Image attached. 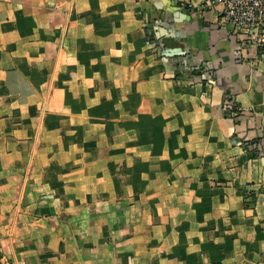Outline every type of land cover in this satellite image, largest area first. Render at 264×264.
I'll use <instances>...</instances> for the list:
<instances>
[{"label": "crops", "instance_id": "0c3cea01", "mask_svg": "<svg viewBox=\"0 0 264 264\" xmlns=\"http://www.w3.org/2000/svg\"><path fill=\"white\" fill-rule=\"evenodd\" d=\"M221 9L0 0L8 264H264V49Z\"/></svg>", "mask_w": 264, "mask_h": 264}, {"label": "built area", "instance_id": "2783aa9c", "mask_svg": "<svg viewBox=\"0 0 264 264\" xmlns=\"http://www.w3.org/2000/svg\"><path fill=\"white\" fill-rule=\"evenodd\" d=\"M221 6L220 21L231 28L238 38V52L249 46L258 50L264 49V0H214ZM235 102L231 98L223 101V111L229 117L240 115V109H233ZM0 264H8L0 247Z\"/></svg>", "mask_w": 264, "mask_h": 264}, {"label": "trees", "instance_id": "16d2710c", "mask_svg": "<svg viewBox=\"0 0 264 264\" xmlns=\"http://www.w3.org/2000/svg\"><path fill=\"white\" fill-rule=\"evenodd\" d=\"M237 107H238V105L235 103L233 109H237ZM238 108H239V107H238ZM224 114H225V116H228V113H224ZM234 119L237 120L236 117H235ZM252 201H254V199H252Z\"/></svg>", "mask_w": 264, "mask_h": 264}]
</instances>
